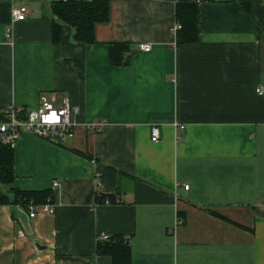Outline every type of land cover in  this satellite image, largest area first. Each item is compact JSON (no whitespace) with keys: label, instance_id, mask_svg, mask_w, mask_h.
<instances>
[{"label":"crops","instance_id":"0c3cea01","mask_svg":"<svg viewBox=\"0 0 264 264\" xmlns=\"http://www.w3.org/2000/svg\"><path fill=\"white\" fill-rule=\"evenodd\" d=\"M55 1L0 0V113L63 96L78 109L66 141L16 140L14 187L51 191L55 212L0 204V264H112L104 235L126 238L132 264H264V0L199 3L184 44L177 0H110L93 44L67 24L54 42ZM115 43L129 45L125 66Z\"/></svg>","mask_w":264,"mask_h":264},{"label":"trees","instance_id":"16d2710c","mask_svg":"<svg viewBox=\"0 0 264 264\" xmlns=\"http://www.w3.org/2000/svg\"><path fill=\"white\" fill-rule=\"evenodd\" d=\"M208 1V0H204ZM198 2L196 0H177L176 21L181 25L177 32V44L192 43L198 39L199 23L201 20ZM242 8L250 14L249 5L242 4ZM53 40L59 42L63 25L67 24L74 29V39L80 43H95V26L107 22L110 17V0L90 1H63L52 4ZM129 45L115 43L111 45L110 59L114 65L125 66L129 62ZM5 118V112L0 113V120ZM14 148L0 140V185L8 186V193L0 191V204H18L25 208L33 202L36 205L44 204L49 198L53 200L51 191L36 192L23 191L14 187ZM106 196H98L103 202ZM112 199V198H111ZM99 254L109 255L112 264H132V249L130 243L122 236H113L108 240L99 241Z\"/></svg>","mask_w":264,"mask_h":264},{"label":"built area","instance_id":"2783aa9c","mask_svg":"<svg viewBox=\"0 0 264 264\" xmlns=\"http://www.w3.org/2000/svg\"><path fill=\"white\" fill-rule=\"evenodd\" d=\"M198 3L204 0H196ZM28 9L26 6L13 8L11 12V23L25 20L27 18ZM181 29L180 24H176L172 28V32L177 36L178 30ZM11 28L8 29L7 36L11 37ZM140 49L149 52L152 49L151 44H140ZM258 95H264V84L256 88ZM78 109L71 104L67 96H63L60 102H51L46 98H42L36 109H25L22 106L11 105L5 110V118L0 120V140L14 148L16 140L20 137L22 131H29L39 137L45 138L51 142L62 143L74 135L76 122L74 115ZM105 126V121H99L89 125L90 128L101 131ZM176 126L184 129V125ZM161 139V128L159 125H153L151 129V140L158 142ZM54 188L59 186V182H54ZM188 189L189 185H185ZM101 196V194H98ZM115 201L120 199L115 198ZM104 203H111L110 197L103 198ZM21 206V205H20ZM28 213L31 218L36 217L39 213H54L55 205L51 198L42 205H36L31 202L28 205ZM110 237L103 236L104 240Z\"/></svg>","mask_w":264,"mask_h":264},{"label":"rangeland","instance_id":"374dc122","mask_svg":"<svg viewBox=\"0 0 264 264\" xmlns=\"http://www.w3.org/2000/svg\"><path fill=\"white\" fill-rule=\"evenodd\" d=\"M1 188H2V190L4 191V193H8V192H9V190H8V186H6V185H1Z\"/></svg>","mask_w":264,"mask_h":264}]
</instances>
